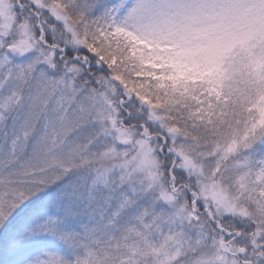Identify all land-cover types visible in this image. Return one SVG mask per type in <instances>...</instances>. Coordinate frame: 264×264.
<instances>
[{
	"label": "snow or ice",
	"instance_id": "snow-or-ice-1",
	"mask_svg": "<svg viewBox=\"0 0 264 264\" xmlns=\"http://www.w3.org/2000/svg\"><path fill=\"white\" fill-rule=\"evenodd\" d=\"M0 264H264V0H0Z\"/></svg>",
	"mask_w": 264,
	"mask_h": 264
}]
</instances>
